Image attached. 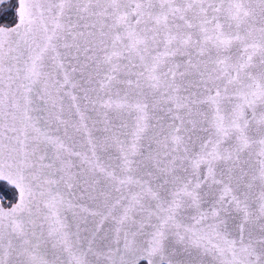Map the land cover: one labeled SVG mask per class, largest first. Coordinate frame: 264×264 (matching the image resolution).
Instances as JSON below:
<instances>
[{
  "label": "snow or ice",
  "instance_id": "6c2138e0",
  "mask_svg": "<svg viewBox=\"0 0 264 264\" xmlns=\"http://www.w3.org/2000/svg\"><path fill=\"white\" fill-rule=\"evenodd\" d=\"M15 4L0 264H264V0Z\"/></svg>",
  "mask_w": 264,
  "mask_h": 264
},
{
  "label": "flooded vegetation",
  "instance_id": "af4514ba",
  "mask_svg": "<svg viewBox=\"0 0 264 264\" xmlns=\"http://www.w3.org/2000/svg\"><path fill=\"white\" fill-rule=\"evenodd\" d=\"M14 7H15V0H9V5L3 10V15L0 16V23H7V22L11 23L14 21V16L12 15V10ZM8 199H11V196H9ZM7 201L9 200H6V202ZM138 264H146V263L139 262Z\"/></svg>",
  "mask_w": 264,
  "mask_h": 264
},
{
  "label": "water",
  "instance_id": "95a60500",
  "mask_svg": "<svg viewBox=\"0 0 264 264\" xmlns=\"http://www.w3.org/2000/svg\"><path fill=\"white\" fill-rule=\"evenodd\" d=\"M15 6H16V4H15ZM14 22V21H13ZM0 184L3 186V187H5V188H9V187H7L6 185H4L3 184V182H0ZM9 191H10V196H11V199L10 200H14V197H15V190L14 189H12V188H9ZM9 201H7V202H4V203H8ZM7 206V205H6ZM139 262H145L146 264H147V261L146 260H140ZM138 262V263H139Z\"/></svg>",
  "mask_w": 264,
  "mask_h": 264
},
{
  "label": "trees",
  "instance_id": "16d2710c",
  "mask_svg": "<svg viewBox=\"0 0 264 264\" xmlns=\"http://www.w3.org/2000/svg\"><path fill=\"white\" fill-rule=\"evenodd\" d=\"M0 188H2V194L5 195L4 202H6V200H8V198L10 196L9 188L7 189V188L3 187L1 184H0Z\"/></svg>",
  "mask_w": 264,
  "mask_h": 264
},
{
  "label": "built area",
  "instance_id": "2783aa9c",
  "mask_svg": "<svg viewBox=\"0 0 264 264\" xmlns=\"http://www.w3.org/2000/svg\"><path fill=\"white\" fill-rule=\"evenodd\" d=\"M4 195V194H3ZM5 196V195H4ZM0 198H3V199H5V197H0Z\"/></svg>",
  "mask_w": 264,
  "mask_h": 264
}]
</instances>
